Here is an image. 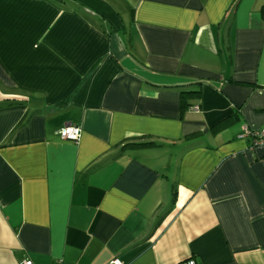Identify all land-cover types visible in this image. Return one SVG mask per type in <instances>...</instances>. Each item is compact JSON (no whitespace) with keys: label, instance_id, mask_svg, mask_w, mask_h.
<instances>
[{"label":"crops","instance_id":"0c3cea01","mask_svg":"<svg viewBox=\"0 0 264 264\" xmlns=\"http://www.w3.org/2000/svg\"><path fill=\"white\" fill-rule=\"evenodd\" d=\"M257 128L264 0H0V264H264Z\"/></svg>","mask_w":264,"mask_h":264},{"label":"built area","instance_id":"2783aa9c","mask_svg":"<svg viewBox=\"0 0 264 264\" xmlns=\"http://www.w3.org/2000/svg\"><path fill=\"white\" fill-rule=\"evenodd\" d=\"M192 109L194 111H198V106H193ZM80 128L77 125L73 124H64L59 128L58 134L63 139H69L76 141L80 134ZM240 136H250L253 139L254 146H264V128L257 129H245L243 134ZM112 264H123L122 261L116 257L111 261ZM22 264H33L29 259H24ZM54 264H61V260H56ZM180 264H196L195 260L192 258L183 260Z\"/></svg>","mask_w":264,"mask_h":264},{"label":"trees","instance_id":"16d2710c","mask_svg":"<svg viewBox=\"0 0 264 264\" xmlns=\"http://www.w3.org/2000/svg\"><path fill=\"white\" fill-rule=\"evenodd\" d=\"M181 105L184 106V97L182 96V99H181ZM147 143H130L128 145L130 146H139V145H145Z\"/></svg>","mask_w":264,"mask_h":264}]
</instances>
